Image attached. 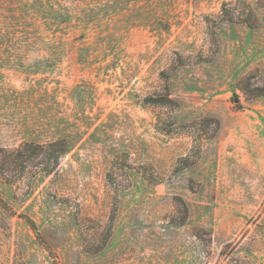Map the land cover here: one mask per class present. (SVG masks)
Returning <instances> with one entry per match:
<instances>
[{"label": "rangeland", "instance_id": "rangeland-1", "mask_svg": "<svg viewBox=\"0 0 264 264\" xmlns=\"http://www.w3.org/2000/svg\"><path fill=\"white\" fill-rule=\"evenodd\" d=\"M262 84L264 0H0V146L71 144L0 182V264H264Z\"/></svg>", "mask_w": 264, "mask_h": 264}, {"label": "trees", "instance_id": "trees-1", "mask_svg": "<svg viewBox=\"0 0 264 264\" xmlns=\"http://www.w3.org/2000/svg\"><path fill=\"white\" fill-rule=\"evenodd\" d=\"M247 24H250L247 22ZM244 92L249 96H263L264 95V84L257 85L252 91L244 89ZM154 104H167L171 100L169 94H161L157 98L149 99ZM71 148L70 142L68 140L59 138L46 142H29L25 141L21 143L18 147L9 148L0 146V182H6L4 178H7L18 162L25 163L26 160L40 158V162L37 169L44 175H50L54 173L60 163L61 158L68 153ZM10 183V182H6ZM27 222L35 230L37 235L40 233L38 231L35 221L31 218H27Z\"/></svg>", "mask_w": 264, "mask_h": 264}]
</instances>
